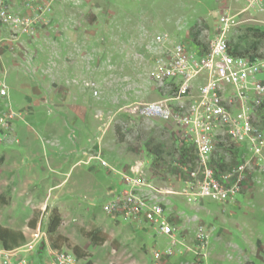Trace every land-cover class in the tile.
Instances as JSON below:
<instances>
[{"label":"rangeland","instance_id":"1","mask_svg":"<svg viewBox=\"0 0 264 264\" xmlns=\"http://www.w3.org/2000/svg\"><path fill=\"white\" fill-rule=\"evenodd\" d=\"M49 2L47 23L36 34H3L0 41V88L7 90L0 99V223L23 231L22 244L36 239L27 264H50L55 249L73 253L47 232L55 209L59 233L95 264H264V175H254L229 204H189L178 194L179 150L188 145L176 126L129 112L133 104L169 98L162 83L168 50L183 41L208 47L221 13L238 15L227 42L264 58V38L249 45L243 36L247 28L264 32V12L247 8V0ZM257 77L264 80V72ZM235 159L218 149L224 165ZM132 167L150 192H177L163 201L188 244L181 253L157 261L154 253L170 246V237L105 210ZM203 226L210 234L205 257L190 250ZM95 230L104 243L87 235Z\"/></svg>","mask_w":264,"mask_h":264},{"label":"built area","instance_id":"2","mask_svg":"<svg viewBox=\"0 0 264 264\" xmlns=\"http://www.w3.org/2000/svg\"><path fill=\"white\" fill-rule=\"evenodd\" d=\"M247 1V8L264 12V0ZM49 11V0H0V41L3 32L12 39L32 37L47 23ZM236 16H218L220 32L208 47L193 41L173 45L162 70L163 86L172 94L129 108L132 114L174 124L179 140L193 149L194 161L181 166L180 181L184 187L178 192L193 205L207 200L229 204L237 194L249 189L254 175H264V80L257 77L264 72V58L231 54L227 33L235 25ZM260 22L264 25V20ZM6 96L7 90L0 88V99ZM219 148L236 156L231 165L216 160ZM99 162L107 165L104 160ZM138 171V167H132L123 173L126 187L118 195L112 194L105 210L112 217L122 216L130 224L150 225L160 235L170 237V246L154 253L160 261L188 247L177 237L178 230L163 201L167 197L163 194L177 192H150L151 186L140 180ZM36 237L41 234L38 232ZM196 240L190 250L205 257L210 234L204 226L198 230ZM35 245L36 239L12 248L0 244V264H27L26 258L34 253ZM80 260L70 251L51 250L50 264H82Z\"/></svg>","mask_w":264,"mask_h":264},{"label":"trees","instance_id":"3","mask_svg":"<svg viewBox=\"0 0 264 264\" xmlns=\"http://www.w3.org/2000/svg\"><path fill=\"white\" fill-rule=\"evenodd\" d=\"M244 38L249 39H263L264 38V32L257 29V28H247L245 30L244 33ZM252 40L248 41V44L251 45L253 42H251ZM229 46V50L231 52L232 55L234 56H238V57H244V56H251L248 52V50H244L242 47V44H236V45H231L230 43H228ZM256 57V56H255ZM261 119L264 121V111H262L261 114ZM119 131V129H117V132ZM177 151V150H175ZM180 153V158H182L181 163L183 165L188 164L189 162H193L194 161V151L190 146H186L182 149L179 150ZM189 159V160H187ZM224 165H221V167H223ZM0 198H2V196H0ZM62 223V217L60 215V213L58 212V210H53L50 218H49V222L47 225V232L50 235V237L53 239V243L55 246L60 247L61 244H67L69 247L72 248L73 253L79 258V259H86L84 264H95L92 259L87 257L89 256V254L87 252H83L81 250V248L76 245L73 246L69 239L65 236H63L62 234L59 233V227ZM35 220L33 222H31V227L35 226ZM87 235H89L91 237V239L97 243H104L106 241V237L105 236H100L98 230L95 231H90L87 232ZM26 241V236L24 234L23 231L20 230H15L6 226H3L0 223V244L5 247V248H12V247H16L18 245H21L22 243H24Z\"/></svg>","mask_w":264,"mask_h":264},{"label":"crops","instance_id":"4","mask_svg":"<svg viewBox=\"0 0 264 264\" xmlns=\"http://www.w3.org/2000/svg\"><path fill=\"white\" fill-rule=\"evenodd\" d=\"M3 34H7V33H5V32H3ZM3 36H5V35H3ZM244 193H245V191H244ZM182 236V235H181ZM183 237V236H182Z\"/></svg>","mask_w":264,"mask_h":264}]
</instances>
